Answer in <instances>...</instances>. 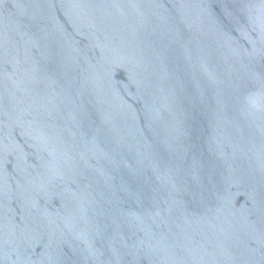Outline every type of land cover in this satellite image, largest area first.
<instances>
[{
  "label": "water",
  "instance_id": "95a60500",
  "mask_svg": "<svg viewBox=\"0 0 264 264\" xmlns=\"http://www.w3.org/2000/svg\"><path fill=\"white\" fill-rule=\"evenodd\" d=\"M0 264H264V0H0Z\"/></svg>",
  "mask_w": 264,
  "mask_h": 264
}]
</instances>
